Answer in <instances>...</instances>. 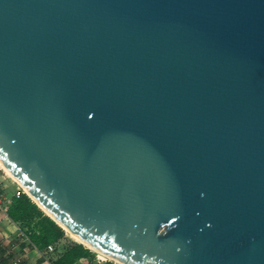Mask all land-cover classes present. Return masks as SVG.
I'll return each mask as SVG.
<instances>
[{
  "label": "water",
  "instance_id": "water-1",
  "mask_svg": "<svg viewBox=\"0 0 264 264\" xmlns=\"http://www.w3.org/2000/svg\"><path fill=\"white\" fill-rule=\"evenodd\" d=\"M0 162L125 264H264V0H0Z\"/></svg>",
  "mask_w": 264,
  "mask_h": 264
},
{
  "label": "trees",
  "instance_id": "trees-1",
  "mask_svg": "<svg viewBox=\"0 0 264 264\" xmlns=\"http://www.w3.org/2000/svg\"><path fill=\"white\" fill-rule=\"evenodd\" d=\"M8 216L20 223L32 243L43 250L48 244L61 241L64 229L46 215L25 193L14 196L7 207ZM92 257L91 250L82 243H69L54 258V264H74L79 258Z\"/></svg>",
  "mask_w": 264,
  "mask_h": 264
},
{
  "label": "crops",
  "instance_id": "crops-1",
  "mask_svg": "<svg viewBox=\"0 0 264 264\" xmlns=\"http://www.w3.org/2000/svg\"><path fill=\"white\" fill-rule=\"evenodd\" d=\"M16 189L13 178L8 176L0 166V197L5 196V207L11 203ZM85 257L76 263L83 262ZM90 258V257H89ZM54 264V257L46 258L30 240L20 223L12 220L7 211H0V264Z\"/></svg>",
  "mask_w": 264,
  "mask_h": 264
},
{
  "label": "built area",
  "instance_id": "built-area-1",
  "mask_svg": "<svg viewBox=\"0 0 264 264\" xmlns=\"http://www.w3.org/2000/svg\"><path fill=\"white\" fill-rule=\"evenodd\" d=\"M16 189L14 192V196L18 197L21 193H25V189L16 181ZM9 200H6L5 196L0 197V211L6 212L7 207H5L6 202ZM62 245L60 241L55 242V243H50L48 244L43 250H42V255L45 256L46 258H49L51 255H58L62 250ZM96 252V251H95ZM18 261H14L13 264H16ZM74 264H121L118 261L106 257V256H101L97 252L95 255H93L91 258L85 257L83 262L79 263H74Z\"/></svg>",
  "mask_w": 264,
  "mask_h": 264
},
{
  "label": "rangeland",
  "instance_id": "rangeland-1",
  "mask_svg": "<svg viewBox=\"0 0 264 264\" xmlns=\"http://www.w3.org/2000/svg\"><path fill=\"white\" fill-rule=\"evenodd\" d=\"M9 176V175H8ZM64 231H65V234H64V238H62L61 239V241H60V243H61V245H62V249H63V247H65L67 244H69V243H75V242H78V243H81L78 239H76L74 236H72L71 234H70V232L67 230V229H64ZM83 244V243H82ZM84 246H86L85 244H83ZM87 247V246H86ZM61 249V250H62ZM90 250H91V252H92V256L93 255H95V251L96 250H94V249H92V248H89ZM53 257L54 258H56L57 257V255H53Z\"/></svg>",
  "mask_w": 264,
  "mask_h": 264
},
{
  "label": "bare ground",
  "instance_id": "bare-ground-1",
  "mask_svg": "<svg viewBox=\"0 0 264 264\" xmlns=\"http://www.w3.org/2000/svg\"><path fill=\"white\" fill-rule=\"evenodd\" d=\"M0 166L2 167V169L6 172V174L7 175H9L11 178H13L14 180H17L13 175H12V173L0 162ZM69 232H70V234L72 235V236H74L76 239H78L80 242H82V239L80 238V237H78L74 232H72V231H70L69 229H67ZM92 248V247H91ZM92 249H94V248H92ZM94 250H96V249H94ZM96 252L99 254V255H101V256H106V257H109V258H112V259H114V260H116V261H118L119 263H121V264H125V263H123L122 261H120V260H118L117 258H115V257H112V256H109V255H106V254H104L103 252H101V251H99V250H96Z\"/></svg>",
  "mask_w": 264,
  "mask_h": 264
}]
</instances>
